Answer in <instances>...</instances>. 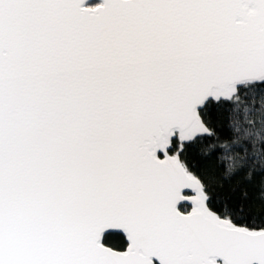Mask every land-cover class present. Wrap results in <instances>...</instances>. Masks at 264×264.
Wrapping results in <instances>:
<instances>
[{
  "label": "snow or ice",
  "instance_id": "obj_1",
  "mask_svg": "<svg viewBox=\"0 0 264 264\" xmlns=\"http://www.w3.org/2000/svg\"><path fill=\"white\" fill-rule=\"evenodd\" d=\"M0 264H264V0H0Z\"/></svg>",
  "mask_w": 264,
  "mask_h": 264
},
{
  "label": "trees",
  "instance_id": "obj_2",
  "mask_svg": "<svg viewBox=\"0 0 264 264\" xmlns=\"http://www.w3.org/2000/svg\"><path fill=\"white\" fill-rule=\"evenodd\" d=\"M205 167L210 168L211 167V164L210 163L209 164H206ZM219 194L220 195H226L227 194V186H225V189L224 190L219 191Z\"/></svg>",
  "mask_w": 264,
  "mask_h": 264
}]
</instances>
